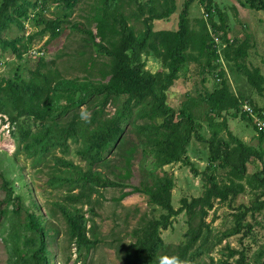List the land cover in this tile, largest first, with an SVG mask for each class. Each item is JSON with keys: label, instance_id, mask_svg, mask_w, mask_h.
I'll return each instance as SVG.
<instances>
[{"label": "trees", "instance_id": "obj_1", "mask_svg": "<svg viewBox=\"0 0 264 264\" xmlns=\"http://www.w3.org/2000/svg\"><path fill=\"white\" fill-rule=\"evenodd\" d=\"M83 1L0 0V49L10 50L21 59L35 38L47 36L41 47L44 52L62 32L63 19L57 14L62 12L66 17ZM194 1L184 2L175 30L155 31L153 22L168 21L176 11V0H93L83 22L68 24L71 30L82 34L84 46L108 60L102 62L98 80L64 78L53 69L54 61L44 60V53L27 80L19 75L0 80V114L10 125L16 145L8 160L16 162L23 155L34 167H45L47 186L63 191L61 199L52 205L65 223L67 245L75 248L78 261L103 242L93 219L95 205L98 197H103L102 190L117 188L121 193L114 198L116 202L142 194L150 206V211L141 214L128 233L132 242L122 244V239H115L122 264H159L162 256H178L189 264L203 253L207 261L201 264H264V246L252 263L242 248L245 239L257 243L255 227L246 217L264 211V152L233 135L227 119L246 121L263 141L264 132L258 131L241 106L249 104L263 121L264 106L258 107L251 98L231 91L221 61L235 66L261 96L264 75L259 68L246 66L248 43L238 44L229 38L227 19L214 0L199 1L206 18L197 22V28H191L189 8ZM238 2L242 8L264 12V0ZM50 6L54 9L53 18L41 14L50 12ZM33 21L41 27L25 35L24 24L35 25ZM130 21H138L142 28L136 30ZM12 25L19 28L20 35L8 40L4 33ZM143 55L158 61L161 70H147ZM190 62L197 63L202 73H209L215 86L202 94L185 95L174 109L167 102V93ZM93 68L94 61L87 59L81 69L91 76ZM92 100L94 103L89 105ZM84 105L85 110L79 112ZM107 105L114 106L111 116L105 113ZM202 120L208 128L207 139L201 133ZM126 131L136 135V143L125 136ZM193 138L207 146L206 164L201 171L190 158ZM72 143H80L76 154L84 166L65 158ZM138 147L151 156L154 170L180 164L200 176L201 194L181 198L175 208L172 176L147 171L138 185L128 183ZM114 152L122 165L112 164L108 158ZM249 165L254 167L253 173H248ZM2 188L5 209L9 205L16 207L3 238L7 264H54L53 244L60 234L57 225L49 220L54 214L43 215L26 182L19 187L3 179ZM19 189L21 193L16 192ZM241 196H247L248 202L238 203ZM215 204H226L234 213L233 226L212 243L214 235L206 218ZM21 211L25 214L22 220ZM0 213L5 214L6 210L0 208ZM180 214L187 216L188 228L182 242L171 247L165 244L161 231L171 228ZM236 235L241 249L226 243L219 250L221 257L210 255L222 240Z\"/></svg>", "mask_w": 264, "mask_h": 264}, {"label": "rangeland", "instance_id": "obj_2", "mask_svg": "<svg viewBox=\"0 0 264 264\" xmlns=\"http://www.w3.org/2000/svg\"><path fill=\"white\" fill-rule=\"evenodd\" d=\"M186 0H176V11L170 16L168 21H154L153 29L157 30H175L177 28L178 13L182 9V6ZM195 0L189 8V21L191 28H197V22L201 19H205L203 8L199 2ZM219 10L225 14L227 19L228 36L230 39H236L240 44L242 41H247V58L246 66L249 68L257 67L264 75V12L250 10L245 7L242 8L238 0H214ZM93 0H84L81 4L77 5L75 9L67 13V16H63L64 13L57 14L63 19L62 32L60 36L54 39L46 50H41L42 45L47 39L44 36L42 39L35 38L30 45L28 51L23 54L21 59L10 51H2L0 49V80H7L19 75L23 80H27L30 77V71H33L37 64L38 57L44 53L45 61H54L53 69L59 71L64 78H89L92 80H98L100 78L99 68H103V60L99 57L90 46H84V40L82 34L71 30L68 22L80 21L83 22V16L90 13L89 5ZM134 8V6L132 7ZM50 12H41L47 18H53L51 11L54 9L50 6ZM37 16V13L35 14ZM34 22V21H33ZM218 22V21H217ZM35 23V22H34ZM136 30L142 28L138 21H130ZM24 34H30L39 30L41 26L33 25L31 22L24 24ZM91 30L95 33V27L92 24ZM20 35L19 28L16 25H12L8 31L4 33V36L11 40ZM3 36V37H4ZM98 41V39H97ZM36 55L34 51H38ZM31 52H30V51ZM35 56H32L34 55ZM92 57V58H91ZM146 61V69L154 73L161 70V65L158 61L154 60L151 56H142ZM91 59L95 63V69L91 76L88 73L83 72L82 64ZM221 67L224 70L229 82L231 91L238 95L241 94L245 97L251 98L258 107L264 106V93L259 95L252 87H250L245 79V76L237 70L231 63L228 65L224 61H221ZM45 69V68H44ZM43 70V69H42ZM205 79V84L202 80ZM215 86V81L211 75L205 71L201 72V67L195 63H188L179 73L178 80H176L173 86L167 93L168 104L177 109L181 102L184 100L185 95L190 94L192 96L202 94L205 91L211 90ZM95 100H92L89 105H92ZM86 106H81L78 111H84ZM105 113L111 116L114 113V106L107 105ZM89 112L86 113L88 115ZM228 119L229 130L233 135L237 136L241 140L245 141L249 145L261 149L264 152V140L260 141L257 134L254 132L252 126L239 118ZM64 122L67 117L62 119ZM203 129L202 136L207 139L209 136L206 123L202 120ZM125 136L133 142H137L136 135L131 131H126ZM80 147V143L70 144L69 151L65 154V158L72 160L75 164L81 166L85 165V162L76 154L77 149ZM16 151L15 141L11 137V127L6 121V118L0 114V208L6 210L5 214L0 213V264H7L8 254L5 247L3 238L7 233L8 219L12 215V212H16V207L9 205L5 209L4 189L2 188L3 179L9 180L13 185L19 186L21 182H26L30 189V194L40 207L43 215L47 216L54 214L53 218L49 220L53 221L60 230V234L57 240L53 244V250L55 251L54 264H122L120 256L117 253L115 239H122V244H128L133 241L129 237V232L136 225L139 216L143 213L150 211L147 197L142 194H132L125 197L122 201L116 202L114 198H117L121 193V190L117 188H107L102 190L103 197H98V204L95 205L96 215L93 217L100 237L103 239L102 243L97 246L87 255L86 258L76 260V253L74 247H69L66 242L65 236V223L61 218V215L57 209L52 205L55 201H59L63 194L61 190H55L49 188L46 184L47 169L45 167L33 166L30 159H25L23 155H19L16 162L11 163V158ZM59 154V153H57ZM117 154L114 152L108 158L112 164L122 165L118 162ZM190 158L197 165V170L201 171L205 166V158L207 157V146L203 142H198L194 138L190 143ZM163 170H154L151 156L144 154L141 147L137 148V151L133 155L131 161V175L128 180L131 185H138L140 180L145 177L147 171L157 173L159 176L166 173L172 176L174 179V188L172 190V205L175 208L179 207V201L181 198L186 197L190 199L197 197L201 194V182L200 176H194L190 170L180 164H174L165 166ZM40 170V172H39ZM123 172V170H121ZM254 167L248 166V173H253ZM221 173V172H220ZM25 188L22 189V192ZM130 189H125L129 191ZM21 193V189L16 191ZM16 194V193H15ZM95 198V196H93ZM247 203L248 197L241 196L238 199V203ZM136 209L138 212H136ZM86 210V206L84 207ZM231 213L233 210L226 204H215L213 210L208 213L206 222L210 223L212 234V243H215L216 239L221 236L225 231L233 226V218ZM15 214V213H14ZM158 214V213H157ZM156 214V216H157ZM90 214H86L89 216ZM25 216L21 211L19 218L22 220ZM51 217V216H50ZM126 218V219H125ZM125 219V220H124ZM187 216L185 214L178 215L173 220V225L167 230L161 231V236L166 245L175 247L179 245L183 240V234L186 232ZM246 221L254 225L255 234H257V243H252L249 239L243 240L242 248L247 250V256L250 259V263L256 257L260 247L264 246V211L255 214L254 217L248 215ZM239 236H231L222 240L221 244L216 245L210 255L216 259L221 257L219 250H221L226 243L230 247L241 249L238 243ZM227 253V251H225ZM171 257V256H170ZM203 261H207L206 255L203 253L195 259L194 262L189 264H201Z\"/></svg>", "mask_w": 264, "mask_h": 264}, {"label": "built area", "instance_id": "obj_3", "mask_svg": "<svg viewBox=\"0 0 264 264\" xmlns=\"http://www.w3.org/2000/svg\"><path fill=\"white\" fill-rule=\"evenodd\" d=\"M204 16L206 18L205 14H204ZM34 52L37 55V54H39L38 52H40V50L38 49L37 52L36 51H34ZM32 56H35V54ZM241 110L243 113H246L248 116H250L253 119L255 126L257 127L258 131L264 132V121L259 117V115L257 113L254 112L253 108L249 104L243 103V105L241 106Z\"/></svg>", "mask_w": 264, "mask_h": 264}, {"label": "clouds", "instance_id": "obj_4", "mask_svg": "<svg viewBox=\"0 0 264 264\" xmlns=\"http://www.w3.org/2000/svg\"><path fill=\"white\" fill-rule=\"evenodd\" d=\"M82 118H84L83 113ZM159 264H187V261L180 259L178 256H162L160 257Z\"/></svg>", "mask_w": 264, "mask_h": 264}]
</instances>
